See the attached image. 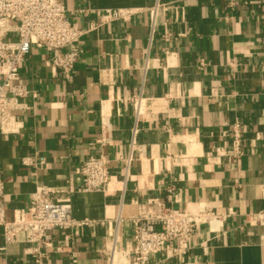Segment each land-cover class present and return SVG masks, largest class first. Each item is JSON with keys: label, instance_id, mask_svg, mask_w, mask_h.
<instances>
[{"label": "crops", "instance_id": "crops-1", "mask_svg": "<svg viewBox=\"0 0 264 264\" xmlns=\"http://www.w3.org/2000/svg\"><path fill=\"white\" fill-rule=\"evenodd\" d=\"M61 4L87 32L67 81L42 48L20 64L28 109L16 112V133H0L5 218L27 207L37 186H72L71 215L89 223L70 239L52 231L42 264H106L102 252L112 248L114 264H128L131 220L152 200L204 207L221 221L199 226L180 257L162 252L149 264H264V0ZM108 9L132 13L91 28ZM235 125L240 157L229 153ZM96 154L110 160L108 184L79 192L78 169ZM30 247L21 236L4 246L0 230V264H35Z\"/></svg>", "mask_w": 264, "mask_h": 264}, {"label": "built area", "instance_id": "built-area-1", "mask_svg": "<svg viewBox=\"0 0 264 264\" xmlns=\"http://www.w3.org/2000/svg\"><path fill=\"white\" fill-rule=\"evenodd\" d=\"M131 10L108 9L98 14V23L91 28L108 23L110 20H127ZM75 23H70L68 13L61 0H0V133H16L17 111L28 109L23 102L29 95L27 88L19 83L20 64L34 47L51 53V66L60 72L64 80H69L74 63L79 55L80 38L86 33ZM263 80L264 99V58L260 63ZM34 96V95H33ZM135 118L140 115L142 99H130ZM105 126V124H104ZM136 127L131 134L135 142ZM233 148L229 153L240 157V137L237 125L233 127ZM43 162L42 158H38ZM130 160V159H129ZM24 165H32L30 158H22ZM110 160L104 154L85 158L78 169L81 186L77 191L92 193L104 191L109 180ZM171 190V189H170ZM170 190L168 192H170ZM56 193L64 197H54ZM72 186L52 190L37 186L30 195L27 207L12 212L11 219L5 218L3 203L4 182L0 179V230L4 246L15 243L20 236L32 246L27 253L34 257L35 264H42L43 253L40 247L53 250L52 231H63L70 239L76 227L89 223L88 220L75 219L71 215ZM223 216L200 207L196 212L167 206L161 201L152 200L131 220L133 246L128 264H149L153 255L172 252L180 257L188 248V241L194 231L202 225L216 224ZM115 249L102 252L106 264H114Z\"/></svg>", "mask_w": 264, "mask_h": 264}]
</instances>
